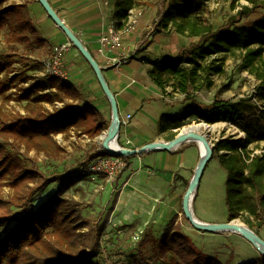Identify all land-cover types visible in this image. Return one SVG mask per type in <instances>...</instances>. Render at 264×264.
I'll return each instance as SVG.
<instances>
[{
  "label": "trees",
  "instance_id": "trees-1",
  "mask_svg": "<svg viewBox=\"0 0 264 264\" xmlns=\"http://www.w3.org/2000/svg\"><path fill=\"white\" fill-rule=\"evenodd\" d=\"M7 1L0 0V27L8 25L10 41L30 48L33 41L40 40V34L33 23L29 3L8 5ZM137 1L121 0L118 3V16L123 24ZM226 1H230L233 8L241 1L248 3L241 4L238 14L219 28H215L203 17L202 0H170L167 5L158 27L172 28L194 41L180 47L175 56L166 55L153 61L155 67L150 75L158 87L165 93L167 85L171 83L188 101L178 114L163 113L158 129L160 133H167L166 140H172L186 121L192 118L207 123L218 120L232 124L245 122L247 130L244 129L243 137L227 136L217 142V152H223L219 155L220 164L228 175V221L247 215L246 222L251 229L262 228L264 148L257 152L253 146L259 147L264 142V124L259 122L264 117V17L250 26L240 25L239 19L249 17L257 9L263 8L264 0ZM236 51L243 52L242 68L249 70L259 80L254 97L262 105L252 117L247 114L252 97L216 98L208 107H203L190 96L191 87L195 83L193 78L198 70L208 69L221 74L224 69L219 65L213 66V57ZM208 59H214L210 67L203 63ZM141 60L149 63L151 58L144 55ZM182 60L194 67L191 70L180 68L178 64ZM163 61H169L168 66L160 69ZM4 72L7 73L10 84L1 79ZM11 72L12 64L0 61V95L10 90L13 85L30 79L17 75L9 77ZM208 85L211 86L212 83ZM80 97V90L72 82L60 76L49 75L47 82L31 83L27 88H21L17 98L27 101L28 114L5 121L0 127V226L13 223L6 235L0 238V264H106L107 259L111 260L113 256L121 260L116 254L111 255V250L108 253L100 250L104 224L92 223L84 218L80 203L74 198L64 196L66 181L75 178L79 168L82 172L86 171L85 165L106 154L104 148L87 156L77 169L51 175L41 172L36 164L30 168L25 165L18 167L20 157L11 152L20 150L21 145H24L28 150L59 155L64 152V148L56 136L62 133L70 135L72 130L91 140L99 137L109 125L100 120L96 109L88 105L65 103L59 110L46 112L42 104L75 101ZM249 127H254L255 131H248ZM133 156L135 155H122L127 162ZM54 182L59 183L56 191L34 206L37 194ZM5 183L15 190L14 197L9 201L2 195ZM139 242L141 246L145 242L151 243L152 256L146 258L142 254L147 264H153L150 259L168 261L167 264H222L214 256L199 251L191 238L183 233L181 223L175 218L170 220L160 238L145 234ZM242 264L264 262L252 260Z\"/></svg>",
  "mask_w": 264,
  "mask_h": 264
},
{
  "label": "rangeland",
  "instance_id": "rangeland-1",
  "mask_svg": "<svg viewBox=\"0 0 264 264\" xmlns=\"http://www.w3.org/2000/svg\"><path fill=\"white\" fill-rule=\"evenodd\" d=\"M155 2L159 5V11L153 20L152 27L157 33V22L161 20L162 14H164L170 0H155ZM202 2L203 8L201 12L203 17L217 28L228 23L231 18L236 16L238 10L242 8L241 4L248 3L241 1L236 8H233L230 1L226 0H202ZM6 3L11 5L16 3V0H8ZM262 17H264V7L257 9L249 17L240 18L239 24L250 26ZM111 26L116 27L115 24H111ZM9 31L8 25L0 27V61L11 63L13 70L8 76L13 77L18 74L17 76L29 77L32 81L28 84L41 82L46 79L49 60L62 47L56 46L45 54H37L34 50H31L35 48L34 42H32L30 48L11 42ZM242 54V51L224 53L214 56L215 60L208 59L203 61L204 66L210 67L212 65L211 61L214 60L213 66H222L224 72L216 74L208 69L198 70L193 78L195 83L191 87L190 96L204 107H208L216 98L240 99L252 97V100H249L247 114L251 117L254 116L262 105L254 97L259 80L249 70L242 68ZM168 63L169 61L161 62L159 68L167 67ZM178 66L187 70H191L194 67L193 64H188L184 60L179 62ZM153 67H155L154 63ZM1 79L10 84L7 81V73L4 72L1 75ZM208 83H212V85L209 86ZM28 84L13 85L10 90L0 95V127L5 121L11 120L18 115L28 114L29 111L26 109L27 101H20L17 98L21 88H27ZM166 88L170 92L179 93L180 102L185 103L187 101L186 96L174 89L171 83ZM196 88L199 89L196 90ZM168 95L171 98L173 97L172 93ZM130 119H126V122ZM124 121L125 119L122 118V123ZM186 122L178 133L182 129L204 121L200 122L192 118ZM259 122L264 124V117ZM107 124L110 125L109 123ZM209 124L214 125L213 130L206 132L212 144L213 155L208 161L199 182L194 199L193 212L196 217L214 220L212 223L226 222L228 221V175L220 164L219 155L223 152H217V142L227 136L243 137L246 126L243 121L232 124L229 121L218 120ZM248 131L254 132L255 128L249 127ZM158 136L165 138L167 133H160L158 129ZM56 139L64 148V152L59 155L37 152L35 149L28 150L24 145H21L20 150H11L12 153L20 157V159L18 158L20 163H17V166L25 165V167L28 166L30 168L33 164H36L41 172L46 175H51L55 172H66L71 169H77L79 163L83 162L87 156L103 148L100 136L90 140L87 136H79L78 133L74 132L68 136L58 135ZM118 142L124 147L119 139ZM253 147H255L257 152H261V149L264 148V142L259 147ZM155 150L166 151L164 149ZM168 152H172L178 162V168L171 174H159L153 167L138 163L139 161H135L137 165L130 166L132 162L130 157V164L125 160V168L114 179H109L102 175L93 178L89 172H82L79 168L75 178L66 181L67 188H65L64 196L74 198L80 203L81 213L84 218H88L92 223L104 224L100 250L107 253L111 250V255L116 254L121 259L132 260L136 264H147L142 254L146 258L152 256L151 243L146 244L145 242L141 246L139 241L145 234H155L154 236L160 238L163 232L162 229L168 225L170 220L175 218L177 222L184 224L183 233L191 238L199 251L214 256L222 264L227 262L242 264L252 260L263 263L264 256L242 234L229 231L201 230L193 226L184 215L182 207L183 197L196 174L202 152L198 141L188 140L178 148ZM87 166L88 164L84 167L86 168ZM58 187L59 183L54 182L41 190L35 197L34 206H37L50 194L54 193ZM158 191H161L164 196L162 198L159 196L158 198H152V195L157 196ZM14 194L15 190L8 183H5L2 189L4 199L11 200ZM13 209L18 210L17 208ZM246 216L244 215L236 220L250 227L246 222ZM147 223L153 226L154 234L152 229L144 227ZM12 225L13 223L0 226V238L6 235ZM252 230L264 239V226ZM149 261L153 264H167L168 262L164 260L154 261L152 259Z\"/></svg>",
  "mask_w": 264,
  "mask_h": 264
},
{
  "label": "crops",
  "instance_id": "crops-1",
  "mask_svg": "<svg viewBox=\"0 0 264 264\" xmlns=\"http://www.w3.org/2000/svg\"><path fill=\"white\" fill-rule=\"evenodd\" d=\"M120 1L48 0L97 60L106 82L115 94L121 118L125 119L118 134L120 143L125 148H141L154 141H166V138L158 136L161 115L168 112L178 114L187 103L180 102L179 93L170 92L168 88L164 93L158 87L150 75L154 69L153 61L158 57L177 55L180 47L188 45L193 38L179 34L172 28L158 27L156 33L152 23L159 11V5L155 0H138L132 9L136 14V22L130 30H125V23L123 24V20L118 16L117 5ZM25 2L29 3L33 23L40 34V40L33 41L35 48L31 50L37 54H45L56 46L62 47L64 66L68 74L66 80L72 82L81 92V97L75 101H56L54 104L43 102L44 111L54 112L61 109L65 103L76 106L88 105L97 110L100 120L110 124L112 119L110 100L89 62L74 45L70 44L67 35L52 20L39 0H16L18 4ZM111 24L122 30V44L116 50L106 47L101 51L100 39ZM144 55L151 58L149 63L141 60ZM30 81L32 79L25 84ZM41 82H47V78ZM169 93L173 94L172 98ZM128 115H131V119L126 122ZM74 132L72 130L70 134ZM131 161L130 164L128 158L130 166L137 165L135 161H139L138 163L153 167L159 174H171L178 168L175 155L168 151H148L131 157ZM153 196L152 198L158 196L162 198L164 194L158 191L157 196ZM197 218L204 223L214 222ZM181 225L183 229L184 224ZM144 227L152 229L154 234L155 230L151 224L147 223Z\"/></svg>",
  "mask_w": 264,
  "mask_h": 264
},
{
  "label": "water",
  "instance_id": "water-1",
  "mask_svg": "<svg viewBox=\"0 0 264 264\" xmlns=\"http://www.w3.org/2000/svg\"><path fill=\"white\" fill-rule=\"evenodd\" d=\"M39 1L42 4V6L45 8V10L47 11L48 15L52 18V20L64 31V33L67 35L71 43L82 53L85 59L89 62V64L95 71L105 94L108 96L110 100L111 109H112V121L108 129L105 130L100 135L101 144H102V147L105 149V151L109 154L120 155V156L140 155V154H143L145 152L155 150V149H164L166 151H171L173 150V147L175 145H181L182 143H185L186 141L190 139H197V140L202 141L207 147V154L200 160L196 174L193 180L191 181L188 187V190L186 191L183 197L182 207H183L184 215L186 216V218L190 221V223L193 226L201 230L221 231V232H228V231L229 232H235V231L240 232V234H242L247 240H249L257 248V250L264 256V239L261 238L250 227L244 225L241 222L236 223L235 220L206 224L196 219L194 217L195 215H193L190 212L189 201L192 196V193L196 190V186L199 185V182L204 174L206 165L213 155L212 146L210 145V142L208 141L205 135L197 133V132L183 134L182 132L184 131V129H182V131L178 133L174 139L169 140V141H164V140L154 141L141 148L122 147L121 150H114L111 148L110 142L113 139H118L119 130L122 124V118L120 115L118 102L116 100L115 94L113 93L110 86L106 82L103 76V73H102V69L99 66L97 60L94 58L92 53L88 50V48H86V46L80 40V38L75 34V32H73V30L69 26H67V24L62 20V18L55 11V9L50 5L48 0H39ZM105 133H107V135L104 138Z\"/></svg>",
  "mask_w": 264,
  "mask_h": 264
},
{
  "label": "built area",
  "instance_id": "built-area-1",
  "mask_svg": "<svg viewBox=\"0 0 264 264\" xmlns=\"http://www.w3.org/2000/svg\"><path fill=\"white\" fill-rule=\"evenodd\" d=\"M163 16V14H162ZM136 22V14L133 10L130 11L128 19L125 21V30H130ZM160 21L157 23L159 24ZM123 32L117 27L110 26L108 31L101 37V51L106 47L112 50L120 48L122 44ZM56 75L63 79H67L68 74L64 66L63 51L60 50L49 60L48 62V73L46 76ZM131 118V115L127 116V119ZM125 159L120 155L102 154L92 160L86 171L91 174L93 178L96 176H106L109 179L116 178L125 168ZM106 264H136L129 260H118L117 258L107 259Z\"/></svg>",
  "mask_w": 264,
  "mask_h": 264
},
{
  "label": "bare ground",
  "instance_id": "bare-ground-1",
  "mask_svg": "<svg viewBox=\"0 0 264 264\" xmlns=\"http://www.w3.org/2000/svg\"><path fill=\"white\" fill-rule=\"evenodd\" d=\"M214 128V125H211L207 122H202V123H199V124H194V125H191L187 128L184 129V131L182 132L183 134H188V133H191V132H197V133H200V134H203L207 137L208 139V134L206 132H209L211 130H213ZM107 133L104 134V138L106 137ZM190 140H196L198 141V143L200 144V147H201V157H200V160L207 154V147L206 145L200 141V140H197V139H190ZM189 140V141H190ZM208 141L210 142V140L208 139ZM119 144L118 142V139H113L111 142H110V146L112 149L114 150H121L122 149V146ZM210 145L212 146L211 142H210ZM180 145H175L173 147V149H176L178 148ZM200 163V161H199ZM197 189H198V185L196 186V190L192 193V196L190 198V201H189V209H190V212L194 215V212H193V204H194V199L196 197V193H197ZM196 219H198L196 216H194ZM199 220V219H198ZM200 221V220H199ZM202 222V221H201ZM236 223H239L238 220H235ZM206 224H211L209 222H205ZM237 233L240 234V232L238 231H235Z\"/></svg>",
  "mask_w": 264,
  "mask_h": 264
}]
</instances>
